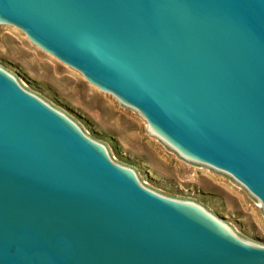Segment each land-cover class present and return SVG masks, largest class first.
Returning a JSON list of instances; mask_svg holds the SVG:
<instances>
[{
  "label": "water",
  "instance_id": "1",
  "mask_svg": "<svg viewBox=\"0 0 264 264\" xmlns=\"http://www.w3.org/2000/svg\"><path fill=\"white\" fill-rule=\"evenodd\" d=\"M8 28L264 210V0H0ZM0 264H264V230L154 190L0 64Z\"/></svg>",
  "mask_w": 264,
  "mask_h": 264
},
{
  "label": "rangeland",
  "instance_id": "2",
  "mask_svg": "<svg viewBox=\"0 0 264 264\" xmlns=\"http://www.w3.org/2000/svg\"><path fill=\"white\" fill-rule=\"evenodd\" d=\"M0 64L37 88L82 127L111 146L120 163L143 173L160 193L205 204L261 243L264 210L231 177L196 167L149 134L147 121L75 69L42 51L16 28L0 30Z\"/></svg>",
  "mask_w": 264,
  "mask_h": 264
}]
</instances>
